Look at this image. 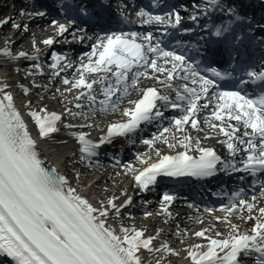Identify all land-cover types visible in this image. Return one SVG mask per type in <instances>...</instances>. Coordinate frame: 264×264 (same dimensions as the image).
Masks as SVG:
<instances>
[{
  "label": "snow or ice",
  "instance_id": "6c2138e0",
  "mask_svg": "<svg viewBox=\"0 0 264 264\" xmlns=\"http://www.w3.org/2000/svg\"><path fill=\"white\" fill-rule=\"evenodd\" d=\"M207 3L219 7L220 11L227 12L234 16L237 21L245 19L234 7H221V0H207ZM200 5H194L199 10ZM81 12L87 15L86 8H81ZM20 16H44L42 11L29 13L21 10ZM207 12H205V15ZM139 17H147L142 22L146 24L159 23L170 24L175 28L181 24L182 17L179 13H167L164 16L151 15L143 10L137 13ZM246 15V14H245ZM167 17V19H166ZM189 19L197 20V14L194 12ZM11 22L12 27L20 29L22 26L12 20V17L0 19V27ZM75 24V21H70ZM53 24H56L53 21ZM264 27V26H262ZM27 31V25L23 26ZM68 31V26L59 24L58 33L63 35ZM83 32V29H77ZM229 28L223 29L217 27L213 35L222 37L228 32ZM75 35V34H74ZM138 34L132 33H112L97 37V42L93 45L91 53H88L89 63L82 65L84 72H112L116 77V85H121L128 78V73L132 72L134 67L147 66L155 73H166V80L161 81L167 88H172L169 83L176 78L177 70L184 75L179 79L191 81L192 85L198 87H189L183 84L176 89V99L186 101L187 107L185 114L174 120L177 131H182V125L191 123L193 128L198 127L196 116L202 108H208L212 100L216 101V109L212 112V118L220 121L217 125L206 120L208 126L213 129H219V132L227 137L226 143L229 152L235 156L238 151H244L246 159L242 160L243 169L231 165L233 171L250 172L253 176L257 172H264V94L256 99L248 98L241 95L239 91H222L213 92L209 97V90L217 87V82L200 74L192 63H189L184 55H178L172 51H164L157 44L151 45V34L145 35L143 39L149 41L147 48L142 43H137ZM83 37H81L82 39ZM91 39V37H89ZM51 38L44 40L46 45H52ZM4 55H10L7 49L3 50ZM148 53H154L158 58H164V63H171V70L161 66L157 59H149ZM19 56L24 57L26 53L20 52ZM95 56L97 59L92 60ZM53 59L60 61L61 57L53 53ZM197 63H199L197 61ZM53 68L57 67L54 63ZM205 71L219 79H225V75L216 68H207ZM147 72L137 71L134 76H146ZM255 81H264V71H248L245 73ZM155 78V77H153ZM102 82V80L100 81ZM133 79V86L135 85ZM64 83H69L64 80ZM96 80L87 82L83 73L80 78L72 85L75 88H86L91 90ZM244 83V81H241ZM4 87H7L5 85ZM120 91L118 87L109 84L102 89L106 100L100 101L102 105L109 103L111 96ZM124 93L128 91L127 85L123 88ZM27 92V89H25ZM0 98V256L10 257L14 264H143L141 251L146 249L149 252H161L172 250L167 244L160 248H153L154 236L145 237L143 230L121 226L120 233L107 225L109 208L115 209L117 216L120 209L131 203V197H126L120 205L109 199L107 205L103 201L99 207L93 206L86 198L77 193L75 188L69 186L67 179L58 174L55 168L48 170L43 166L39 158L36 140L32 138L30 132L21 117V114L14 106L11 94L3 91ZM83 95V93H81ZM79 99V97H77ZM90 100L95 101V97L89 95ZM208 98V102L201 105L199 102ZM167 102L169 97L161 95L156 88L149 87L143 90L141 98L136 101H130L134 106L125 109L124 116L130 117L127 122L113 123L109 125L107 134L101 137L100 144L110 142L113 136H123L134 132L143 121L152 119L153 109H157L156 101ZM77 107H81L79 104ZM173 108L180 107L179 104L172 103ZM117 105L112 104L115 110ZM103 110V109H102ZM41 109L40 112H44ZM38 126V136L48 138L51 134L59 131L56 126L61 117L53 112L41 115L39 112L32 111L29 113ZM163 114L157 110L156 117ZM227 121L235 120L244 129L242 136L236 134L241 131L240 127L234 126ZM91 127V125H87ZM66 127H72L67 125ZM250 129L251 131H248ZM169 129L165 128L164 132ZM163 135V133H161ZM247 137L248 139H244ZM79 143L82 145L81 153H87L89 157L97 155L96 149L99 144L93 143L86 138L84 133L77 136ZM238 140L240 145H245L243 149L237 147L233 140ZM168 143L167 138L164 140ZM144 144L151 145L152 140H144ZM181 147L186 149L176 155L160 156L158 162L148 163L147 160H141L147 164L142 170L138 171L132 166H128V171L134 173L136 184L144 190L149 185L155 184L158 176L168 177H210L217 171V165L223 164V171L230 165L224 163L221 157L216 154L212 148H203L197 141V150L199 158L189 155L187 149L191 145V138H185L179 141ZM168 147H175L174 144H168ZM84 158L83 156L81 157ZM242 191V190H241ZM261 194L264 195V186L261 188ZM236 197L240 193L233 194ZM118 199V198H115ZM173 196L165 193L163 201L170 203ZM256 196L252 197L255 201ZM241 210L247 209L249 213L254 208L253 203L245 199L239 200ZM229 214L237 210V205L224 209ZM167 213V208H164ZM206 211H209L206 209ZM258 216L255 217V225L250 229V233L240 234L238 225L231 224L233 234L224 239H214L206 237L208 229L195 233L197 237H204L208 243L206 245H195L196 251H189L192 264H241L242 257L256 255V264H264V207L258 209ZM151 215V213H146ZM217 219H221L217 217ZM226 219V217L224 218ZM249 219H252L249 216ZM159 234V233H158ZM219 237L222 234L217 232ZM173 254H176L173 252ZM160 264V260L156 261Z\"/></svg>",
  "mask_w": 264,
  "mask_h": 264
},
{
  "label": "bare ground",
  "instance_id": "6f19581e",
  "mask_svg": "<svg viewBox=\"0 0 264 264\" xmlns=\"http://www.w3.org/2000/svg\"><path fill=\"white\" fill-rule=\"evenodd\" d=\"M36 24H39L37 29H43L45 26L43 22H36ZM3 30H10L9 35L4 36ZM14 32L15 28L12 27L11 22L0 27V88L12 95L15 108L20 112L30 135L36 140L39 154L51 169L55 168L58 174L67 179L69 186L75 188L79 195L86 198L95 207H99L101 201L107 205L109 199H114V202L120 205L126 197H131V203L122 207L118 216L115 209L109 208L106 226H110L117 234H121L119 231L121 226L143 230L145 237H156L152 244L154 249L167 244L172 250V252L163 250L149 252L143 249L141 251L143 264H156L158 259L160 264H192L188 252L196 251L194 246L197 244L206 245L208 243L204 237H197L196 232L208 229L205 233L206 237L214 239H224L233 234V229L229 226L231 220L229 217H226L229 219L228 221L222 219L220 215H210L195 208L187 210L184 206H182L183 210L176 209L173 207L174 205L170 207L173 210L168 207L167 213L165 211L153 213L149 209L142 208L138 202L141 200L144 189L136 184L135 174L128 171V166L122 167L118 174L112 175L105 174L103 171H94L92 158L89 156L86 159L81 158L79 149L82 145L77 139L78 134L84 133L86 138L92 142H100L101 137L106 136L109 125L127 122L130 117L124 116L123 112L134 106L130 101L136 100L139 84L127 85L128 91L125 94L123 91L125 85H116V77L112 72H84L82 65L89 63L88 55L78 61L62 59L58 63L56 62L57 67H52V71H45L36 66L38 60L44 59L43 53L48 50V46L42 45L40 41L44 31L42 30L34 38L31 37L32 31L21 38H18L17 33ZM42 38H44L43 35ZM59 41L60 39L54 40V43ZM4 49H7L10 55H4ZM20 52L26 53V56H19ZM31 55H35L33 59H31ZM96 59L97 57H92L93 61ZM28 65L34 66L35 69L24 70L23 67ZM81 73L87 82L97 81L93 89L72 87L80 78ZM62 76H65L69 83L60 82L59 78ZM40 80H47L48 83L44 84ZM101 80L102 82H100ZM109 84L118 87L120 91L111 96L109 103L102 105L100 101L107 99L103 95L102 89ZM5 85L7 87H4ZM80 90H87V92L85 95H80ZM98 94L101 96L98 97ZM89 95L94 96L95 101L90 100ZM2 96L3 93H0V98ZM84 100L86 101L84 102ZM113 103L117 105L115 110L112 108ZM77 104L81 107H77ZM41 109L45 111L40 112ZM82 110L86 112L81 113ZM32 111L39 112L42 116L53 112L57 113L61 117V120L56 123L59 131L48 138H40L38 126L29 115ZM73 121L83 123L73 125ZM67 125H72V127H66ZM87 125H91V127ZM182 129V131H177L175 126L170 127L168 132L147 146L142 151V156L130 166L138 172L147 166V164L141 163V160H147L149 164L155 163L160 159V156L169 154L172 149L178 151V148H183L179 141L183 140L185 136L191 138V145L187 150H195L197 141L201 143L205 140L201 137L200 130L193 128L191 123L182 125ZM121 137L113 136L110 138V142H105L100 146L105 147ZM165 138L168 143L164 142ZM168 144H174L175 147L170 148ZM183 150L186 149L183 148ZM157 152L160 153V156L157 155ZM146 213H151V215H146ZM258 214L245 212L242 217L243 221L234 220L231 221V224L239 226L240 234L248 233L255 225V217ZM249 216L252 219H249ZM217 217L221 219L218 220ZM217 224H220V227ZM217 232L222 235L218 237Z\"/></svg>",
  "mask_w": 264,
  "mask_h": 264
},
{
  "label": "rangeland",
  "instance_id": "374dc122",
  "mask_svg": "<svg viewBox=\"0 0 264 264\" xmlns=\"http://www.w3.org/2000/svg\"><path fill=\"white\" fill-rule=\"evenodd\" d=\"M28 70H32V67H26ZM41 82H43L44 84H46V82L48 83L47 80H40ZM138 204H141L140 202Z\"/></svg>",
  "mask_w": 264,
  "mask_h": 264
}]
</instances>
